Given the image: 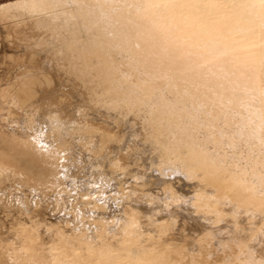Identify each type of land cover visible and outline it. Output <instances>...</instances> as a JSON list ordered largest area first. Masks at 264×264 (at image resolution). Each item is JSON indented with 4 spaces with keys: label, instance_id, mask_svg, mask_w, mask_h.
I'll list each match as a JSON object with an SVG mask.
<instances>
[{
    "label": "bare ground",
    "instance_id": "obj_1",
    "mask_svg": "<svg viewBox=\"0 0 264 264\" xmlns=\"http://www.w3.org/2000/svg\"><path fill=\"white\" fill-rule=\"evenodd\" d=\"M0 52V264H264V0H6Z\"/></svg>",
    "mask_w": 264,
    "mask_h": 264
},
{
    "label": "rangeland",
    "instance_id": "obj_2",
    "mask_svg": "<svg viewBox=\"0 0 264 264\" xmlns=\"http://www.w3.org/2000/svg\"><path fill=\"white\" fill-rule=\"evenodd\" d=\"M4 1H6V0H0V2H4ZM0 55H1V52H0Z\"/></svg>",
    "mask_w": 264,
    "mask_h": 264
}]
</instances>
